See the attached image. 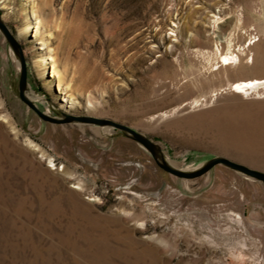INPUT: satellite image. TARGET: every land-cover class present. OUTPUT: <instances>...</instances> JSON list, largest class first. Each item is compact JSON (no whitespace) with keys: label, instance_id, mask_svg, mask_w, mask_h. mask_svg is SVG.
I'll return each mask as SVG.
<instances>
[{"label":"rangeland","instance_id":"rangeland-1","mask_svg":"<svg viewBox=\"0 0 264 264\" xmlns=\"http://www.w3.org/2000/svg\"><path fill=\"white\" fill-rule=\"evenodd\" d=\"M0 16L47 114L127 124L182 170L264 171V81L231 90L264 78V0H0ZM20 76L0 29V264H264L262 181L180 178L123 130L46 121Z\"/></svg>","mask_w":264,"mask_h":264},{"label":"water","instance_id":"water-1","mask_svg":"<svg viewBox=\"0 0 264 264\" xmlns=\"http://www.w3.org/2000/svg\"><path fill=\"white\" fill-rule=\"evenodd\" d=\"M0 29L4 33L5 37L14 48L16 54L19 57L21 65V76L19 81V91L21 99L32 108L42 119L52 122V123H69V122H82V123H93L98 125H111L115 129L123 130L130 138L137 141L143 145L153 156L157 165L163 170L178 176L180 178L193 179L200 177L210 171L217 165H225L234 170L241 172L247 177L262 181L264 183V171L249 167L243 163L234 161L228 157L224 156H214L210 158L205 164L194 169V170H182L172 166L164 156L161 146L152 140L150 137L144 133L136 130L135 128L117 122L112 119L101 118L93 115H74L70 113H62L61 117H56L47 114L45 111L41 110L33 100L26 94L28 85V67L27 61L25 59L24 50L22 45L18 42L15 36L12 34L11 30L8 28L7 24L1 19L0 16Z\"/></svg>","mask_w":264,"mask_h":264},{"label":"bare ground","instance_id":"bare-ground-1","mask_svg":"<svg viewBox=\"0 0 264 264\" xmlns=\"http://www.w3.org/2000/svg\"><path fill=\"white\" fill-rule=\"evenodd\" d=\"M219 57H220V61L225 65L231 64V63H233L239 59V58H237V54H234V53L229 52V51L226 53L220 52ZM51 59H54V58H51ZM52 74H53V76H58L59 89H60V91H62L63 88L61 87V82H60L61 81V73H60L57 65H55V63L53 65ZM263 81H264V78H257V77L248 78V79H238V80L231 83V90H233L237 93H243V92L246 93V92H248V90L250 88H252V87L254 88L256 85L263 83Z\"/></svg>","mask_w":264,"mask_h":264}]
</instances>
